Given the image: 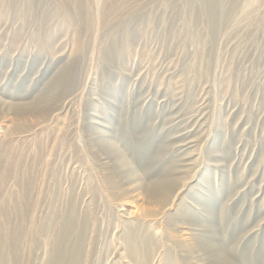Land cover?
<instances>
[{"label":"rangeland","instance_id":"obj_1","mask_svg":"<svg viewBox=\"0 0 264 264\" xmlns=\"http://www.w3.org/2000/svg\"><path fill=\"white\" fill-rule=\"evenodd\" d=\"M0 145V223L75 209L80 264H264V0H1Z\"/></svg>","mask_w":264,"mask_h":264},{"label":"bare ground","instance_id":"obj_2","mask_svg":"<svg viewBox=\"0 0 264 264\" xmlns=\"http://www.w3.org/2000/svg\"><path fill=\"white\" fill-rule=\"evenodd\" d=\"M63 2H65V1H63ZM63 4L65 6V3H63ZM78 4L80 5V2ZM81 5H82V3H81ZM80 8L82 9L83 7L80 6L79 7V11H80ZM64 80L70 81L69 76H66L65 77V74L62 73V75L59 77V79L58 78L55 79V81H53V83L51 84V90L54 89L56 91L58 89V87H57L58 86V83H61ZM50 96H51L50 94L49 95L47 94L44 97L45 98L44 100H40V102H37L36 104H34L33 106H31L30 111L35 112V113H41L43 110L44 111L48 110L49 107H50V105H51V104L49 105V103H50L49 97ZM12 110L15 112L14 114H20L22 112L23 113H28V111L23 110V108H21L18 105L12 106ZM4 134H5V132H4ZM4 137H5V135H4ZM37 144H39V143H37ZM36 147H38V146H36ZM29 165H30V163H29ZM12 172H13V170H12ZM10 174H11V172H10ZM22 179L23 178L19 176L16 179L15 184L17 186H20L22 184ZM4 183H5V181H3V184ZM105 185L107 186V184H105ZM1 187H2V185H1ZM109 189H110V187H109ZM109 189L107 188V190H109ZM172 190H173V181L171 179H167V180L163 179V180L158 181L157 183H155V184H153V185H151V186H149V187L146 188V190H145V192H146V198H147L148 202H151V203L159 202V203H161L163 205H166L167 202L169 201L170 197L172 196L171 195L172 194ZM5 191H6V189H5ZM10 191H12V190H10ZM20 195H21V192H20ZM96 197H98V196H96ZM7 198H9V197H7ZM10 198H11V196H10ZM20 200H21V198H20ZM18 201H19V199H18ZM58 202H57V204H58ZM71 203H72V200H71ZM1 208H0V211H1ZM21 208L18 207L19 212H20L21 215L19 214L18 217L16 216L17 217V220L15 221V224L14 225H10V222L9 221L3 224L4 221L1 219L0 226L3 227L4 229H6V231L0 233V264H27L28 262L31 264V262L29 260L31 259L32 261H34L35 257H37L35 255V253H36L37 249H40V248L41 249L42 248L44 249V255H42L43 257L41 259H39V257L36 258V261H34L36 264H80L81 263V260L83 259V255H84V250H83L84 240L83 239H85V238H83V236H84V232L87 229L86 228L87 222L85 220H80L78 218L79 216H77L78 215L77 212H76L77 213V215H76L75 209L72 208V209H70L69 212H59V210H58V212H56L54 215H51V217L48 216V218L45 220L44 225H46V227H43L41 229L40 227H38L39 223H35V225H34L35 226V230L26 231L25 228H24V224L26 223V221H24L25 218H24V215L22 214V211H21L22 209ZM2 212L4 213V209H2ZM29 217H31V216H29ZM96 219H98V218H96ZM50 220H51V222H50ZM30 226H31V224H30ZM27 229H29V228H27ZM85 234H87V233H85ZM79 235H80V239H78ZM25 237H26V239L27 238L30 239L29 240L30 241L29 243L27 241V243L30 245V250H29L28 256L25 255L26 258L24 260L22 258L25 257V256H23L24 254H21L20 247L23 246L21 244V242L23 241V239L25 240ZM41 238H43V240H44L43 241L44 242L43 245L42 244H39V241H40ZM202 242L201 243L198 242L199 243L198 244L199 247L201 248V250H208L209 249V252L208 253H210L211 257H214L216 264H237L235 262V260L232 257L228 256V254H225L223 252V250H221L218 247L212 245L211 244L212 242L210 243V242L205 241V244H203ZM5 244H6V246H8V249L5 248ZM24 245L26 247V244H24ZM29 245H27V246H29ZM130 247L134 250V251L133 250L131 251V249L129 248L130 251H131L130 254H132L131 255L132 257H130V258H132L133 261H134V259L137 260L138 258H136V257H137V253L138 252H136V248H134V244L131 243ZM27 250H28V248H27ZM38 251H41V250H38ZM21 255L23 257H21ZM24 261H26V262H24ZM22 262H24V263H22Z\"/></svg>","mask_w":264,"mask_h":264}]
</instances>
